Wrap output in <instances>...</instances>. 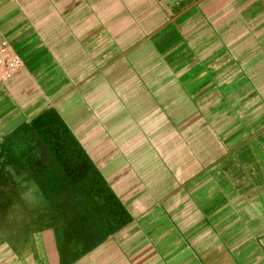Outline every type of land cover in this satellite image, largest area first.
Returning <instances> with one entry per match:
<instances>
[{
  "label": "crops",
  "instance_id": "obj_1",
  "mask_svg": "<svg viewBox=\"0 0 264 264\" xmlns=\"http://www.w3.org/2000/svg\"><path fill=\"white\" fill-rule=\"evenodd\" d=\"M1 41L0 144L59 116L117 224L27 219L23 182L0 264H264V0H0Z\"/></svg>",
  "mask_w": 264,
  "mask_h": 264
},
{
  "label": "trees",
  "instance_id": "obj_2",
  "mask_svg": "<svg viewBox=\"0 0 264 264\" xmlns=\"http://www.w3.org/2000/svg\"><path fill=\"white\" fill-rule=\"evenodd\" d=\"M23 182H33L45 197L43 206L24 212L27 219L38 213L52 218L54 213L69 214L74 209L95 225L100 238L109 235L117 224L113 221L115 201L94 209L89 206L103 179L65 122L55 114L22 123L0 144V211H13V216L25 211Z\"/></svg>",
  "mask_w": 264,
  "mask_h": 264
},
{
  "label": "built area",
  "instance_id": "obj_3",
  "mask_svg": "<svg viewBox=\"0 0 264 264\" xmlns=\"http://www.w3.org/2000/svg\"><path fill=\"white\" fill-rule=\"evenodd\" d=\"M22 58L7 41L0 42V84L11 81L23 69Z\"/></svg>",
  "mask_w": 264,
  "mask_h": 264
},
{
  "label": "rangeland",
  "instance_id": "obj_4",
  "mask_svg": "<svg viewBox=\"0 0 264 264\" xmlns=\"http://www.w3.org/2000/svg\"><path fill=\"white\" fill-rule=\"evenodd\" d=\"M33 202H37V196L33 195V199L31 200ZM13 211H11L10 214L5 213L4 211H0V241L5 239V236L7 234H11L16 227L13 223H16V221H20L21 217H15L13 216Z\"/></svg>",
  "mask_w": 264,
  "mask_h": 264
}]
</instances>
